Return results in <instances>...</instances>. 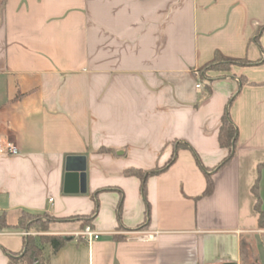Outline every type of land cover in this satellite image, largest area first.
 Here are the masks:
<instances>
[{
	"label": "crops",
	"instance_id": "0c3cea01",
	"mask_svg": "<svg viewBox=\"0 0 264 264\" xmlns=\"http://www.w3.org/2000/svg\"><path fill=\"white\" fill-rule=\"evenodd\" d=\"M7 142L0 214L54 218L49 264H264V0H0ZM22 232L0 229V264Z\"/></svg>",
	"mask_w": 264,
	"mask_h": 264
},
{
	"label": "trees",
	"instance_id": "16d2710c",
	"mask_svg": "<svg viewBox=\"0 0 264 264\" xmlns=\"http://www.w3.org/2000/svg\"><path fill=\"white\" fill-rule=\"evenodd\" d=\"M3 3L6 0H2ZM216 64H212L211 67L217 69L218 62L221 63H235L232 60L225 61L222 56L217 55L215 60ZM238 137V129L233 123L229 109L227 108L225 114L222 118V125L219 133V143L222 147L228 149V155L223 159L219 164V168L226 165L229 161L233 159L236 154V141ZM179 147H189L187 143L179 142L177 144ZM196 155V154H195ZM175 159L173 156L169 163H172ZM197 161L200 163L198 156H196ZM261 167V166H260ZM128 174L137 175L140 178L144 179L147 172L141 169H130L127 171ZM214 188L213 180L208 176L207 187L204 191L205 195L212 193ZM146 189L145 184H143V194L145 195ZM253 192L257 196L256 208L259 211V224L261 227H264V211L261 205V198L258 192V183L253 186ZM54 218L50 217L48 214L43 213H33L29 211H23L19 217L18 223L15 226H10L6 222L5 214H0V229L3 228H16L24 231L34 230L35 228L42 232H47L49 230V223L53 221ZM42 224H39L41 223ZM24 246L19 253H12L10 255L9 261L7 264H49L50 255H46L44 252L45 247L48 245L50 248V254H55L63 247L68 238L64 236H54L48 234H41L39 236L26 235L24 236Z\"/></svg>",
	"mask_w": 264,
	"mask_h": 264
},
{
	"label": "built area",
	"instance_id": "2783aa9c",
	"mask_svg": "<svg viewBox=\"0 0 264 264\" xmlns=\"http://www.w3.org/2000/svg\"><path fill=\"white\" fill-rule=\"evenodd\" d=\"M197 86L200 87L201 84H198ZM0 149L6 151L8 153H11V154H16L19 152V148L11 142L1 143ZM262 233L264 234V230L262 231ZM22 234L26 236V235L32 234V232L24 231V232H22ZM76 235L83 236L88 241H91L94 239H98L102 235V233L93 229L91 226L87 225L80 232H77ZM155 236H156V234H150L149 238L153 239V238H155Z\"/></svg>",
	"mask_w": 264,
	"mask_h": 264
},
{
	"label": "rangeland",
	"instance_id": "374dc122",
	"mask_svg": "<svg viewBox=\"0 0 264 264\" xmlns=\"http://www.w3.org/2000/svg\"><path fill=\"white\" fill-rule=\"evenodd\" d=\"M218 66L221 68V69H230L231 68V63L230 62H227V63H219L218 62ZM39 224H42V222L41 223H39ZM34 231V232H33ZM30 232H33V233H35V235L36 236H39V235H41L42 233H44V232H42V231H39V230H37L36 228L34 229V230H30ZM32 233V234H33ZM41 233V234H40ZM32 234H30V235H32Z\"/></svg>",
	"mask_w": 264,
	"mask_h": 264
}]
</instances>
